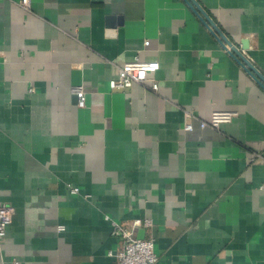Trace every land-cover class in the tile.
I'll list each match as a JSON object with an SVG mask.
<instances>
[{
	"label": "crops",
	"instance_id": "0c3cea01",
	"mask_svg": "<svg viewBox=\"0 0 264 264\" xmlns=\"http://www.w3.org/2000/svg\"><path fill=\"white\" fill-rule=\"evenodd\" d=\"M197 1L264 77V0ZM135 60L157 90L111 88ZM0 205V264H117L146 218L156 264H264V87L185 0H0Z\"/></svg>",
	"mask_w": 264,
	"mask_h": 264
},
{
	"label": "built area",
	"instance_id": "2783aa9c",
	"mask_svg": "<svg viewBox=\"0 0 264 264\" xmlns=\"http://www.w3.org/2000/svg\"><path fill=\"white\" fill-rule=\"evenodd\" d=\"M22 5L25 8H30V0H22ZM156 69V64L149 61L135 60L127 62L119 67L118 78L110 81V86L113 89L125 88L134 83H145L152 81L151 88L158 89V83L152 80L149 75ZM74 93L78 97V106L84 107L86 105L87 93L82 87L74 89ZM190 115V114H188ZM236 112L229 110H214L211 113L209 121H199L202 128L211 127L219 129L222 123L230 122ZM185 128L192 130L194 124L192 122L186 123ZM73 191H79V188H73ZM14 208L8 205H0V239L7 235L8 227L13 222ZM112 234L119 238L120 248L116 251H110L111 256H115L117 264H156L158 255L155 252L154 238H140L135 235V228L138 226L149 227L151 220L138 219L135 221V228L125 226L123 223L111 219ZM13 264H19L16 259Z\"/></svg>",
	"mask_w": 264,
	"mask_h": 264
},
{
	"label": "water",
	"instance_id": "95a60500",
	"mask_svg": "<svg viewBox=\"0 0 264 264\" xmlns=\"http://www.w3.org/2000/svg\"><path fill=\"white\" fill-rule=\"evenodd\" d=\"M201 21L208 27V29L214 34L218 41L223 45L225 49L246 69L252 76L264 87V77L256 69V67L244 56V54L228 39V37L222 32L214 20L204 10L197 0H185ZM247 42H244L243 49H247ZM143 238L141 236H138Z\"/></svg>",
	"mask_w": 264,
	"mask_h": 264
}]
</instances>
